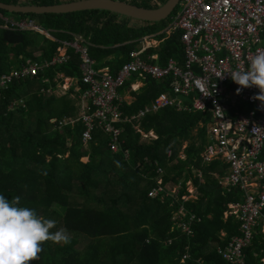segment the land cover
<instances>
[{
  "label": "trees",
  "instance_id": "obj_1",
  "mask_svg": "<svg viewBox=\"0 0 264 264\" xmlns=\"http://www.w3.org/2000/svg\"><path fill=\"white\" fill-rule=\"evenodd\" d=\"M73 1L77 0L0 3L11 7H51ZM152 1L130 0L128 4L158 9ZM157 1L162 7L168 0ZM175 14L176 11L161 22L146 23L107 11L65 15L0 11V15L14 20L34 21L50 35L37 48L35 38L40 35L6 30L0 22V76L13 68L9 55L21 57L15 69L27 60H35L40 66L37 76L13 79L7 88H0V194L9 200L19 196L20 206L35 209L39 216L56 222L52 232L65 228L71 237L68 244L45 242L40 258L30 264H228L217 248L238 235V222L226 213L228 204L240 199L238 191L223 189L213 176L224 174L221 162H202L208 114L167 107L147 114L136 129L122 124L121 149L128 153V158H124L109 150V136L99 129L83 146L81 123L58 128L60 120L77 115V102L69 98L70 94H77L72 90L61 96L46 92L49 88L54 90L57 76H61L57 78L60 82L64 78L79 80L80 60L72 48L67 49V63L41 68L58 54L61 42L75 37L87 47L94 68H107L111 73L128 61L141 38L153 35L158 45L147 48L144 57L154 55L151 63L161 66L169 58L181 60L180 34H160ZM37 50L41 54L35 56ZM138 78L144 81L141 75L131 82ZM145 81L148 88L133 94L131 105L123 102L124 115L131 116L149 105L170 83V79ZM20 99L23 104L13 107ZM149 132L154 137H143ZM61 158L64 159L60 166ZM187 183L196 190L194 199H184L190 195ZM174 186L178 188L176 194L172 192ZM157 187L162 191L156 197H148V192ZM58 193L74 200L59 205L53 199ZM180 208L184 221L189 222L190 235L173 220ZM190 215L194 218L189 221ZM243 254L246 264L260 263L264 259L263 234H254Z\"/></svg>",
  "mask_w": 264,
  "mask_h": 264
},
{
  "label": "built area",
  "instance_id": "obj_2",
  "mask_svg": "<svg viewBox=\"0 0 264 264\" xmlns=\"http://www.w3.org/2000/svg\"><path fill=\"white\" fill-rule=\"evenodd\" d=\"M111 1L128 4L130 0ZM152 5L160 8L157 0ZM0 22L6 30L50 38L34 21L0 15ZM175 33L180 34L181 60L169 58L161 66L151 63L156 58L154 55L144 57L147 47H152L147 41L153 40V35L141 38L129 53L128 61L114 73L107 68H94V61L79 37L61 42L58 51H63L44 62L41 68L67 63L68 48L78 54L80 108L75 117L60 120L58 128L81 123L83 146L99 129L109 136V150L128 158V153L121 149L122 124H131L136 129L147 114L167 107L208 114L202 162H221L225 166L224 174L213 176L223 189L238 191L240 199L228 204L226 213L238 222V235L217 248V253L228 264H246L243 250L258 231L264 236V102L253 99L259 94L256 86L242 88L237 94L241 86L232 80L230 72L247 69L248 58L258 49L264 50V0H179L176 14L160 34L168 37ZM39 69L35 62L28 61L1 75L0 88H7L13 79L37 76ZM141 75L156 81L170 79L169 88L137 113L124 115L120 91L132 78ZM161 191V187L153 188L147 195L153 198ZM184 217L175 218L176 223L190 235L189 222ZM193 218L190 215L189 221ZM258 264H264V259Z\"/></svg>",
  "mask_w": 264,
  "mask_h": 264
},
{
  "label": "clouds",
  "instance_id": "obj_3",
  "mask_svg": "<svg viewBox=\"0 0 264 264\" xmlns=\"http://www.w3.org/2000/svg\"><path fill=\"white\" fill-rule=\"evenodd\" d=\"M248 59L249 67L231 71V78L241 86L237 94L242 88L256 86L259 94L253 99L264 102V50L258 49ZM20 204L19 196L9 200L0 194V264H30L40 258L45 242H71L67 229L52 232L56 228L54 220L41 217L35 209Z\"/></svg>",
  "mask_w": 264,
  "mask_h": 264
},
{
  "label": "water",
  "instance_id": "obj_4",
  "mask_svg": "<svg viewBox=\"0 0 264 264\" xmlns=\"http://www.w3.org/2000/svg\"><path fill=\"white\" fill-rule=\"evenodd\" d=\"M179 0H168L162 7L148 10L111 0H82L51 7H11L0 3V11L20 15H65L84 11H107L131 20L157 23L177 10Z\"/></svg>",
  "mask_w": 264,
  "mask_h": 264
},
{
  "label": "rangeland",
  "instance_id": "obj_5",
  "mask_svg": "<svg viewBox=\"0 0 264 264\" xmlns=\"http://www.w3.org/2000/svg\"><path fill=\"white\" fill-rule=\"evenodd\" d=\"M44 37L42 36H39V37H36L35 38V44H36V47L39 48L41 46V43H42V40H43ZM148 40V39H147ZM147 43L150 44V46H155L157 45V42L154 41V40H148ZM146 45V44H145ZM149 48V47H147ZM63 51V50H62ZM62 51H59V53H61ZM41 54V51L40 50H37L36 53H35V56H38ZM9 62L11 63V66L13 67L11 70H14L15 67H16V64L19 60H21V57H17V56H11L9 55ZM30 61V60H27L26 63ZM35 61V60H33ZM31 60V62H33ZM19 65V64H18ZM45 70V69H44ZM61 77V76H60ZM57 78L59 79V77L57 76ZM58 84H57V88L55 90V92L53 91V94L57 95V96H61V95H66V94H69L70 90H74L75 86L77 85V80H74V79H70L69 81L65 78L62 80V82H60L59 80H57ZM47 93H52L50 91H46ZM69 98L71 99H75L76 98V95L74 94H71L69 95ZM77 99V98H76ZM75 99V101H76ZM20 104H23V102L21 103L20 101H17L15 102L14 104H12L13 107H16ZM137 127V126H136ZM147 136H150V137H154L152 133H148V134H143V137H147ZM182 156V155H181ZM63 159L64 158H61L60 160H58V165H62L63 164ZM84 162H86L87 160L86 159H82ZM161 175V173L159 174ZM160 183V182H158ZM177 186H174L172 187V192L174 194L177 193ZM187 191L189 192V196L188 197H185L184 199H188V198H195V195H196V190L195 188H193V186L190 184V183H187ZM54 202L59 204V205H67L69 202L73 201L74 199L70 197V195L68 194H63V193H58V194H55L54 197ZM181 209H178L175 213V215L173 216V220L175 218H178V217H183L185 214L180 211ZM181 213H180V212ZM182 219V218H181Z\"/></svg>",
  "mask_w": 264,
  "mask_h": 264
},
{
  "label": "crops",
  "instance_id": "obj_6",
  "mask_svg": "<svg viewBox=\"0 0 264 264\" xmlns=\"http://www.w3.org/2000/svg\"><path fill=\"white\" fill-rule=\"evenodd\" d=\"M78 1V0H77ZM76 1V2H77ZM75 2V1H73ZM72 3V2H71ZM158 45V44H157ZM157 45L153 46V47H156ZM31 62V61H30ZM61 78V77H59ZM65 79V78H64ZM68 81L71 79V78H66ZM146 79L144 78V81L140 78H138L137 80L131 82V80L129 81V84L128 86H126L125 88H123L121 91H120V97L122 98V100L127 104V105H131L133 102H134V97H133V94L135 95H138L142 92H144L147 88H148V84L146 83L145 81ZM44 82H47V80H43ZM55 88L54 90H51V88L47 89V91H50L53 93V91L55 92L56 88H57V78L55 79ZM77 95H76V101L75 103L77 102V107H78V110L80 108V102L78 100V95H79V92L77 91V85L75 86L74 90H73ZM71 95V94H70ZM75 95V94H74ZM57 96V95H56ZM71 99V98H70ZM74 99V100H75ZM73 100V99H72ZM152 133V132H150Z\"/></svg>",
  "mask_w": 264,
  "mask_h": 264
}]
</instances>
